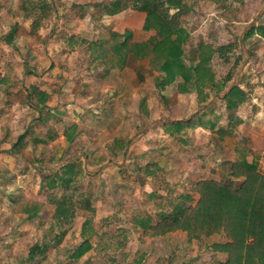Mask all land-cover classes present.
Wrapping results in <instances>:
<instances>
[{
	"label": "rangeland",
	"instance_id": "374dc122",
	"mask_svg": "<svg viewBox=\"0 0 264 264\" xmlns=\"http://www.w3.org/2000/svg\"><path fill=\"white\" fill-rule=\"evenodd\" d=\"M111 1L0 0V264H222L227 260V254L212 248L228 241L224 233L197 239L180 230L150 236L139 224L145 217L156 224L161 212L170 211L159 205L165 200L188 195V205H194L198 196L189 194L193 189L186 186L182 173L173 176L152 153L164 155L173 148L160 136L155 138L160 132L150 123L147 105L140 106L141 120L130 113L123 118L121 112L107 110L110 93L118 92L116 82L107 79L108 88L97 90L101 84L95 81L109 70L93 58L90 44L113 33L120 39L129 37V42L147 35L141 27L144 13L128 8L110 15L106 5ZM176 1L181 11L168 8L166 2L162 11L189 35L186 61L197 64L202 44L222 48L211 60L216 81L229 74L232 83L250 73L262 90L264 38L256 33L244 37L251 28L264 26V0ZM150 71L143 73V91L154 84L155 72ZM89 85H94V95L87 91ZM40 92L47 93L44 103L39 102ZM211 108L213 114L200 119L218 122L237 111L229 112L223 101H215ZM167 113L188 114L180 109ZM105 120L109 123L104 129L93 128L95 122ZM184 144L179 141L180 151L188 152ZM130 151L138 159L120 169L117 163ZM181 152L179 158L187 157ZM108 157L114 163L103 165ZM254 159L258 173L264 147ZM49 179L58 183L53 189L47 187ZM85 240L90 249L81 258H72Z\"/></svg>",
	"mask_w": 264,
	"mask_h": 264
},
{
	"label": "trees",
	"instance_id": "16d2710c",
	"mask_svg": "<svg viewBox=\"0 0 264 264\" xmlns=\"http://www.w3.org/2000/svg\"><path fill=\"white\" fill-rule=\"evenodd\" d=\"M165 2L168 8L182 10L176 0H112L106 5L108 14H117L128 8L142 12L145 14L142 29L146 32L153 31L155 34L142 42H129V37L120 39L121 37L114 33L108 37H99L96 42L90 44L93 58L118 75L130 58L148 60L149 69L158 74V88L164 89L180 78L177 91L196 93L201 106L210 94L222 92L233 78L227 74L221 82L215 79L211 60L216 53L224 49H215L207 43L202 44L198 49L197 64H189L184 56V45L189 35L162 11ZM255 33L264 38V26L251 28L244 39ZM38 94L39 102L44 103L47 93ZM246 98L245 91L236 85L225 95L223 101L229 112H234ZM204 114L187 122L165 124L164 127H171L172 133L177 136L197 127L210 128L208 121L199 125ZM69 137L71 136H67V139ZM66 168L65 172L68 173L70 167ZM230 176L243 180L236 184L230 180L198 181L195 185L198 200L194 205H188L186 200L190 198L182 196L172 198L168 203L163 200L164 203L159 205L167 207L170 211L161 212L156 224H152L148 217L143 218L139 222L141 228L150 236L180 230L186 232L191 239L224 233L228 241L212 246L215 251L227 254V260L222 264H264V176L256 172L255 161L247 163L244 159L236 160L231 165ZM54 177L66 183L70 181L60 174H55ZM57 184L55 179H51L47 182V187L53 189ZM89 249L90 244L85 240L74 249L71 257L79 259Z\"/></svg>",
	"mask_w": 264,
	"mask_h": 264
},
{
	"label": "crops",
	"instance_id": "0c3cea01",
	"mask_svg": "<svg viewBox=\"0 0 264 264\" xmlns=\"http://www.w3.org/2000/svg\"><path fill=\"white\" fill-rule=\"evenodd\" d=\"M115 32H119V30H115ZM145 33L147 35L144 40H131L130 42H142L147 40L150 36H153L152 34H155L153 31ZM148 64V60H135L130 58L119 75L106 67V69L109 70V73L95 81L96 83L101 84V87L96 89L98 91L103 90L107 86V79L116 82L118 88V92L110 93L111 96L106 102L107 104L111 103L110 106H114H107V110H117L123 114V118L130 113L128 116H133L134 120H136V117H139L138 119L141 120L143 110H140V106L147 105L149 117L151 118L150 123L152 122L151 124H153V126L157 125L156 132H160H158L159 135H154L155 138L160 136L165 139L166 143H169V145L172 144L173 148V151H166L163 153L164 155H159L157 151L152 153L158 155V160L162 159V162H165L163 164L166 165L165 167L168 171L172 172L173 176L177 172H180L186 177V186L189 184L193 189L189 194L194 193L198 196L195 190V185L201 180H220L218 178L225 175L227 178L222 181L229 179L231 182L241 180L240 178H232L230 176L231 165L236 160L241 161L242 159L247 163H252L255 161L254 155L257 156L260 149L264 147V88L260 90V88L255 85L257 84L258 79H255L256 77L250 75V73H247V75L242 76L240 79L236 78L232 83H228L226 88L220 92L218 96L210 94L207 101L200 106L196 93H180L177 91V83L180 82V78L164 89H160L156 86V77L158 74L155 72L156 77L152 88L143 91L141 83L145 79L143 73L147 70L150 71ZM262 75L264 76V74ZM89 82L93 81L89 79ZM235 84L239 85V87L245 91L247 96L246 101L237 109L235 115H232L234 113L228 114V116L226 115L223 120L218 122H215L214 118H212L214 115L210 116L212 118L211 121L208 122V127L210 128L197 127L195 129H189L181 132L180 136L173 134V129L171 127H164L165 124L187 122L194 117L200 116L202 113L213 114L211 106L214 105L215 101H223L225 95L235 86ZM90 86L91 85H89V88L87 87V91L89 90L88 92L90 95H94L92 93L95 90V88H93L94 85H92V88H90ZM250 86H255L257 88L252 89ZM146 95L148 96L144 98ZM100 101L101 100H97L96 104H100ZM152 102L154 103L151 105ZM85 104H88V101L85 102ZM104 105L105 104H103V106ZM198 105L200 108L197 109ZM173 109L187 111L188 114L180 117L170 116L167 112H170ZM99 111H101V109H99ZM214 113L216 112L214 111ZM200 120L199 125L204 122L202 119ZM105 121L107 122L108 120ZM106 122L99 123L97 121L94 123L93 128H96L98 131L99 127L104 129L109 123ZM121 124L122 123L119 122L117 124V127L119 126L118 128H121L120 131L118 130V134H122L123 128L121 127ZM123 126L128 127L125 124ZM130 126L131 125H129V127ZM242 128H245V130L241 131L240 129ZM237 129L243 133L240 134ZM75 140L77 141L78 139L75 138L74 141ZM179 141L187 145L185 146V149H188V152L182 151L183 154H188L187 157L182 154L183 156L181 155L182 157L179 158L181 152L180 147L178 146ZM86 142L89 145L92 144V142H89L88 140ZM134 144L136 145V143ZM154 144L155 141L152 146H154ZM81 146L79 147L81 148ZM76 147L78 148V146ZM194 150L197 151L199 154L198 156H195L196 154L194 153ZM82 155L84 156L85 154ZM105 156L108 155L106 154ZM135 156L136 154H131L130 151L122 157V161L117 163V165L120 169L130 167L131 162L138 159V157ZM110 159L111 158L108 157L103 165H111L114 163L113 161L109 162ZM179 159L181 165L178 164ZM187 190L188 188L185 189V191ZM186 197L190 198L188 195H184L183 198ZM197 200L198 198L195 199V203Z\"/></svg>",
	"mask_w": 264,
	"mask_h": 264
},
{
	"label": "built area",
	"instance_id": "2783aa9c",
	"mask_svg": "<svg viewBox=\"0 0 264 264\" xmlns=\"http://www.w3.org/2000/svg\"><path fill=\"white\" fill-rule=\"evenodd\" d=\"M258 171H259L258 172L259 174H261L262 176H264V159H263V161H261V165H260Z\"/></svg>",
	"mask_w": 264,
	"mask_h": 264
}]
</instances>
